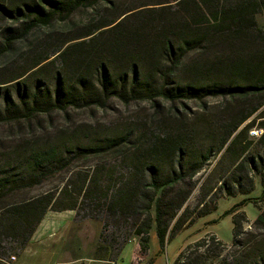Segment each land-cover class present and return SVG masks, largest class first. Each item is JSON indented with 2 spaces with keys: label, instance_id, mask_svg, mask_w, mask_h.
I'll use <instances>...</instances> for the list:
<instances>
[{
  "label": "trees",
  "instance_id": "obj_1",
  "mask_svg": "<svg viewBox=\"0 0 264 264\" xmlns=\"http://www.w3.org/2000/svg\"><path fill=\"white\" fill-rule=\"evenodd\" d=\"M259 15L264 0H0V264L51 211L101 223L113 257L132 238L146 256L152 230L163 251L221 192L250 194L255 175L264 201ZM114 102L138 108L126 116ZM241 203L224 213L231 245L210 237L217 263L203 238L175 264H264V211L244 233Z\"/></svg>",
  "mask_w": 264,
  "mask_h": 264
},
{
  "label": "rangeland",
  "instance_id": "obj_2",
  "mask_svg": "<svg viewBox=\"0 0 264 264\" xmlns=\"http://www.w3.org/2000/svg\"><path fill=\"white\" fill-rule=\"evenodd\" d=\"M86 18L87 15L85 13H81L77 16V19ZM257 21L259 26L264 29V15H259ZM112 108L127 116L138 107L132 106L128 111L121 104L114 102L112 103ZM99 114L103 121L108 123L116 116L114 111L102 112ZM75 116L78 122L87 119V114H84L83 111H76ZM250 135L258 137L260 132L254 130L250 132ZM209 179L208 180L211 182L210 185H217L215 184L217 178L214 177L213 174ZM59 180H61V177L58 176L51 184H46L43 188H34L30 190L28 195L30 197L35 196L41 190L47 189L51 185H56L59 183ZM261 180L262 178L260 176H254L253 191L248 195H236L232 198L228 197L225 192H221L217 196L216 211L207 216L197 218L192 225L181 230L165 244L164 250L159 254L157 253L159 250L158 241L155 237L154 230H152L150 233L154 235L151 236L149 242V256H154L156 254L155 264H175L177 253L180 249H182L180 251L181 253L187 245L193 244L203 238L207 239L208 245H210L213 243L210 239L211 236H215L216 240H220L230 246L233 234V217L225 215L224 213L230 210L235 204L239 205L241 202L235 215L243 214L245 222L247 221V223H244L242 232H252L249 228V224L256 218L261 210L264 211V201L258 200L262 191ZM198 186L199 183H197L196 188L188 200L190 209L195 207L199 195ZM210 205L212 206L213 204ZM100 230L101 223L93 220H76L74 212L51 211L47 213L31 241L24 249L26 251L25 254L23 250L20 256L23 255V257L28 260L41 256L44 257L43 259L45 262H52L55 264H153L154 260L147 255H139L138 240L136 238H132L126 244L118 257H113L114 255L105 250L99 243ZM246 238L247 236L245 234L239 236L240 240ZM211 246L212 250L208 254V257L212 259V263H217L221 255L225 252L221 247L216 246L215 243L211 244ZM197 251L198 255H201L205 251V248H199ZM13 264H19L18 260L13 261Z\"/></svg>",
  "mask_w": 264,
  "mask_h": 264
},
{
  "label": "crops",
  "instance_id": "obj_3",
  "mask_svg": "<svg viewBox=\"0 0 264 264\" xmlns=\"http://www.w3.org/2000/svg\"><path fill=\"white\" fill-rule=\"evenodd\" d=\"M37 231V230H36ZM152 235H154L153 233L151 234L150 233V239H151V236ZM155 237H156V235H155ZM182 249H180V251H181ZM180 251H178V253H177V256H178V254L180 253ZM25 250H24V254H25ZM161 252V250H160V248H159V250L157 251V253L159 254ZM147 256L148 257H150L151 259H153L154 260V262H153V264H155V256H156V254L154 255V256H149V254H147ZM44 257H41V256H39L38 258L36 257L35 259H25L24 257H23V255L22 256H19L18 258H16L15 260H18V263L19 264H55V263H52V262H45L44 261V259H43ZM177 258V257H176ZM14 260V261H15ZM11 264H13V262H11Z\"/></svg>",
  "mask_w": 264,
  "mask_h": 264
},
{
  "label": "built area",
  "instance_id": "obj_4",
  "mask_svg": "<svg viewBox=\"0 0 264 264\" xmlns=\"http://www.w3.org/2000/svg\"><path fill=\"white\" fill-rule=\"evenodd\" d=\"M217 159H218V157H215L214 159H212V161H210L209 164L204 168V170L202 171V173L204 175L207 174L213 168V166L215 165ZM14 260H15V258L11 257L10 258V263L13 262Z\"/></svg>",
  "mask_w": 264,
  "mask_h": 264
}]
</instances>
